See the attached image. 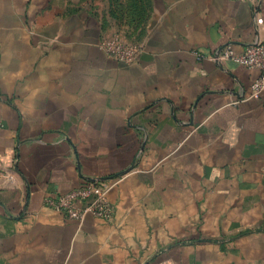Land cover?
<instances>
[{
    "label": "crops",
    "instance_id": "obj_1",
    "mask_svg": "<svg viewBox=\"0 0 264 264\" xmlns=\"http://www.w3.org/2000/svg\"><path fill=\"white\" fill-rule=\"evenodd\" d=\"M126 1L0 0V264H264L258 74L207 59L264 41V0ZM115 179L108 221L44 205Z\"/></svg>",
    "mask_w": 264,
    "mask_h": 264
},
{
    "label": "built area",
    "instance_id": "obj_2",
    "mask_svg": "<svg viewBox=\"0 0 264 264\" xmlns=\"http://www.w3.org/2000/svg\"><path fill=\"white\" fill-rule=\"evenodd\" d=\"M257 24L264 33V24L260 18ZM104 55L120 64L136 63L142 52L139 45L128 43L116 36H110L99 44ZM199 59L203 57L198 55ZM220 65L233 62L248 70L257 72V77L250 85V98L264 97V41L259 40L246 46L241 52H235L231 46H225L207 58ZM264 102V100H263ZM118 179L87 182L80 188L72 189L56 197H47L44 205L69 220L82 222L86 216L108 221L112 216V207L108 200L109 192L116 186Z\"/></svg>",
    "mask_w": 264,
    "mask_h": 264
},
{
    "label": "rangeland",
    "instance_id": "obj_3",
    "mask_svg": "<svg viewBox=\"0 0 264 264\" xmlns=\"http://www.w3.org/2000/svg\"><path fill=\"white\" fill-rule=\"evenodd\" d=\"M93 1V0H92ZM96 2H94L96 5H99L100 6V8H101V10L103 9V8H105L106 7V4H107V2H106V0H95ZM108 2H113V0H107ZM127 2V4H128V6H130V1L128 0V1H126ZM93 3V4H94ZM129 18V17H128Z\"/></svg>",
    "mask_w": 264,
    "mask_h": 264
}]
</instances>
